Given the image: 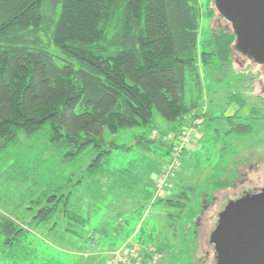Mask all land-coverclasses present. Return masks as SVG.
<instances>
[{"label": "trees", "instance_id": "1", "mask_svg": "<svg viewBox=\"0 0 264 264\" xmlns=\"http://www.w3.org/2000/svg\"><path fill=\"white\" fill-rule=\"evenodd\" d=\"M212 4L214 0H0V154L25 163L29 150L21 145L14 150L20 134L33 137L44 130L62 150L64 165H75L84 155L89 160L85 167V162L78 164V169L84 167L78 177L64 174L32 201L38 209L26 227L0 214L5 246H22L32 228L55 214L66 220L67 231L79 234L89 222L80 211L82 191L97 200L99 189H132L125 170L104 168L107 154L118 148L106 141L105 130L149 126L157 110L179 123L171 132L178 136L193 119L204 117L196 100L187 101L188 80H196L201 92L199 64L227 65L236 49L233 29L210 30L199 40L202 17L213 15ZM250 131V124H237L229 132ZM157 136L170 153L173 138L165 141L168 133L160 131ZM137 142L151 141L143 137ZM217 168L202 188L198 215L220 200L219 192L237 184L238 174L228 171L232 168L223 163ZM196 190L191 186L157 200L148 194L147 204L183 208L188 192ZM195 217L185 221L183 240L187 251L196 247L197 256Z\"/></svg>", "mask_w": 264, "mask_h": 264}, {"label": "rangeland", "instance_id": "2", "mask_svg": "<svg viewBox=\"0 0 264 264\" xmlns=\"http://www.w3.org/2000/svg\"><path fill=\"white\" fill-rule=\"evenodd\" d=\"M201 2L206 4L207 0ZM211 6L213 15L209 16L204 11L206 13L201 20L200 41L210 30L233 29L218 11L215 1ZM235 48L234 57L227 65L208 68L199 64L201 92L196 80H188L187 101L196 100L198 111H204L205 115L201 119L203 124L193 134L196 148L185 151L172 178L174 193L196 187V191L188 192L190 200H185L186 206L178 208L157 203L149 207L147 204L148 194L154 195L158 171L169 156L166 154L169 146L157 141L154 127L158 132L171 135L179 124L167 121L155 110L154 123L149 126L124 128L116 133L104 132L106 141L118 146L107 154L104 168L125 170L122 174L132 189L124 186L99 189L97 200H91L88 193L82 191L80 211L89 217V222L79 230V234L67 231L66 220L57 214L52 215L49 220L32 228L34 230L29 232L20 247L10 250L0 238V264H99L100 254L114 253L113 249L136 232L144 214L143 228L136 240L154 244L165 252L163 264H217L211 234L220 213L231 201L264 191V65L241 53L236 44ZM237 124H250L251 131L230 133ZM141 136L151 142L137 143ZM19 139L14 150L21 145L32 151H28L23 164L16 163L13 156L9 158L0 154V214L15 217L26 227L38 209L31 205L32 201L49 187V183L52 187L59 184L64 174L78 177L89 160L84 155L83 161L64 165L61 149L55 148L44 130L33 137L21 133ZM82 162H85L84 167L78 169ZM219 163L232 168L228 169L229 173L238 174L237 184L231 190L219 192L220 200L198 215L203 208L202 188L211 174L219 171ZM194 214L199 225L200 249L197 256L194 255L196 247L191 245L187 251L183 240L185 221ZM108 224L115 228L120 224L123 226L114 234L112 229L105 230ZM103 229L106 234L101 233Z\"/></svg>", "mask_w": 264, "mask_h": 264}, {"label": "water", "instance_id": "3", "mask_svg": "<svg viewBox=\"0 0 264 264\" xmlns=\"http://www.w3.org/2000/svg\"><path fill=\"white\" fill-rule=\"evenodd\" d=\"M232 24L237 49L264 64V0H214ZM211 241L217 264H264V191L231 201Z\"/></svg>", "mask_w": 264, "mask_h": 264}, {"label": "built area", "instance_id": "4", "mask_svg": "<svg viewBox=\"0 0 264 264\" xmlns=\"http://www.w3.org/2000/svg\"><path fill=\"white\" fill-rule=\"evenodd\" d=\"M201 119L199 117L193 119L191 125L182 130L178 136H173V134L165 136V141H170L173 138L174 145L170 153H168V158L164 160L161 166L155 183L153 200L173 195L172 178L176 175L182 155L193 143L194 132L203 124ZM154 134L158 135L159 132L155 130ZM139 230L140 227L123 245L114 250V253L110 254V257L105 262L99 264H163L166 253L154 244H145L136 240Z\"/></svg>", "mask_w": 264, "mask_h": 264}, {"label": "crops", "instance_id": "5", "mask_svg": "<svg viewBox=\"0 0 264 264\" xmlns=\"http://www.w3.org/2000/svg\"><path fill=\"white\" fill-rule=\"evenodd\" d=\"M200 111V110H199ZM202 113H205L204 111H201ZM139 138H143V136H141V137H139ZM138 143V142H137ZM189 148V150H190V148H196V145H195V141H193V143H192V145L190 146V147H188ZM188 148L185 150L186 152H187V150H188ZM185 153V152H184ZM166 154H168V153H166ZM160 169H161V167H160ZM160 169H159V171H158V175H159V172H160ZM156 183V182H155ZM138 191H140L139 189H138ZM89 207V206H88ZM146 214H144V217H143V219H142V221L144 222V219H145V216ZM12 218H14L15 220H17L15 217H13V216H11ZM141 221V222H142ZM123 226V225H122ZM122 226H121V224H120V226H119V228H115V227H113V226H111L110 224H108V227H106L105 228V230L107 231L108 229L107 228H109V229H112L111 231L114 233V234H117L118 233V230H120V229H122ZM140 227V226H139ZM138 227V228H139ZM142 227H143V225H142ZM142 227H140V230H139V232L142 230ZM137 228V229H138ZM104 229L102 230V232L101 233H105L106 231H105ZM137 231V230H136ZM32 232V231H31ZM129 232V231H128ZM108 233H110L109 231H108ZM136 233V232H135ZM135 233H133V234H135ZM106 234V233H105ZM138 234V233H137ZM131 236V235H130ZM130 236H128L127 237V239L130 237ZM137 236V235H136ZM125 243V242H124ZM123 243V244H124ZM122 244V245H123ZM120 247V246H119ZM119 247H117V248H119ZM117 248H115V249H113V250H116ZM97 255H98V258H99V253H97ZM110 256V253H109V255H101L100 254V259H99V263H103V262H105L107 259H108V257Z\"/></svg>", "mask_w": 264, "mask_h": 264}, {"label": "flooded vegetation", "instance_id": "6", "mask_svg": "<svg viewBox=\"0 0 264 264\" xmlns=\"http://www.w3.org/2000/svg\"><path fill=\"white\" fill-rule=\"evenodd\" d=\"M251 60H254V59H252V58H250ZM257 62V61H256ZM264 65V64H263Z\"/></svg>", "mask_w": 264, "mask_h": 264}]
</instances>
